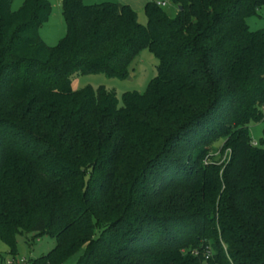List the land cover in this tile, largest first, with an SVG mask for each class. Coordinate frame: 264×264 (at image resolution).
Here are the masks:
<instances>
[{"label":"trees","instance_id":"trees-1","mask_svg":"<svg viewBox=\"0 0 264 264\" xmlns=\"http://www.w3.org/2000/svg\"><path fill=\"white\" fill-rule=\"evenodd\" d=\"M0 0V239L53 237L30 264H264V0ZM169 6L168 12L165 7ZM155 57L143 93L71 88ZM222 139L218 163L208 152ZM71 261L67 259L79 251ZM142 256V257H141ZM141 257V258H138Z\"/></svg>","mask_w":264,"mask_h":264},{"label":"rangeland","instance_id":"rangeland-1","mask_svg":"<svg viewBox=\"0 0 264 264\" xmlns=\"http://www.w3.org/2000/svg\"><path fill=\"white\" fill-rule=\"evenodd\" d=\"M50 4V12L47 20L39 27L38 36L42 41L48 45L53 46L63 36L65 27L62 19V15L59 8V0H47ZM85 4L88 3L84 0ZM22 0H12L11 9H17ZM165 9L169 12V6ZM246 24L249 29H261L264 28V4L261 5L255 15H251L246 18ZM138 22L145 24V16H139ZM157 60L155 57L144 48L138 51L127 65V75L120 79L115 77H109L104 73H91V74H78L74 75L71 79V88L77 89L84 86H90L93 90L98 87H102L106 90L114 92L118 105L121 104V96L125 92H137L143 93L148 82L155 76V65ZM263 117L260 121H249L248 123V135L251 141H257L258 137L264 132V108L262 107ZM222 144V139L217 138L210 144L213 150L208 152L209 158L216 162H222L227 156V149H219ZM54 243L53 237L47 234H41L37 237L31 238L30 233H19L15 237V250L14 257H36L41 253L46 252ZM80 250L71 255L67 262L73 260ZM142 257V256H141ZM138 257V258H141ZM12 258V254L7 251V246L0 239V264H8L6 261Z\"/></svg>","mask_w":264,"mask_h":264},{"label":"crops","instance_id":"crops-1","mask_svg":"<svg viewBox=\"0 0 264 264\" xmlns=\"http://www.w3.org/2000/svg\"><path fill=\"white\" fill-rule=\"evenodd\" d=\"M103 1L116 2L119 6H121V5L129 6V8L135 12L137 20H138V17L140 15L144 16L143 6L147 0H87L88 3H90V2L99 3V2H103ZM83 2H85V1L83 0Z\"/></svg>","mask_w":264,"mask_h":264},{"label":"built area","instance_id":"built-area-1","mask_svg":"<svg viewBox=\"0 0 264 264\" xmlns=\"http://www.w3.org/2000/svg\"><path fill=\"white\" fill-rule=\"evenodd\" d=\"M157 4L164 6L165 1L164 0H158ZM6 262L8 264H30V262L25 257H20V258H16V259L11 258V259H8Z\"/></svg>","mask_w":264,"mask_h":264}]
</instances>
